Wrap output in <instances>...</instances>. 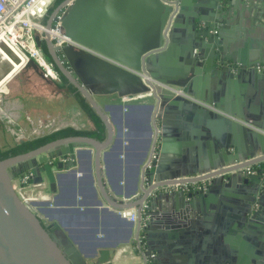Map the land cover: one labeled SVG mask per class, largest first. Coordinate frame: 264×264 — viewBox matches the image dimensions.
I'll list each match as a JSON object with an SVG mask.
<instances>
[{"label": "crops", "instance_id": "crops-1", "mask_svg": "<svg viewBox=\"0 0 264 264\" xmlns=\"http://www.w3.org/2000/svg\"><path fill=\"white\" fill-rule=\"evenodd\" d=\"M198 1L184 0V3L191 6ZM256 18L255 9L247 0H234L227 22L216 25L221 29L226 54L237 59L255 58L260 54L264 46V26ZM181 37L179 32L178 39ZM70 44L76 46L73 42ZM164 62L165 66L173 69L182 68L180 61L171 55ZM30 74L23 73L20 79L23 81ZM36 77L55 90L51 100L53 110L47 114L53 127L45 133L70 128L98 142L106 141L100 150L98 168L103 188L112 201L127 203L128 199H137V195L141 194V169L152 149L158 154V178L164 176L172 180L224 171L221 176L205 181L204 191L191 192L200 197L207 195L196 208L178 206L179 201L171 192L155 194L143 214V218L147 215L148 219L143 221L145 226L140 230L137 222L119 217V210L102 200L94 181L92 146L88 143L74 144L75 165L70 170L55 171L54 191L46 178L42 183H32L28 187V193L33 198V210L46 226L52 228L57 241L71 249L74 264H96L98 251L116 243L115 253L109 260L111 264H192L188 250L182 245L177 246L179 233L169 236V231H166L168 221L184 226L193 224L196 233L203 238L208 224L216 230L214 233L209 230L208 236L224 240L229 253L218 262L205 263L203 260L204 264H264V175L260 176L261 184L254 191L249 184L240 183L238 179L235 181L236 167L264 165V153L245 136L205 131V124L199 118L164 112L162 103L158 107L160 133L157 134L159 128L152 133L149 113L151 104L158 105L155 95L142 93L129 97L120 96L117 91L105 94L90 88L110 127L108 138L100 117L102 127L96 128L71 93ZM196 79L197 88L215 94L217 102L213 104L225 112L237 113L240 118L255 117L253 115L264 107V93L258 88L256 74L248 69L221 72L201 68ZM163 127L164 137L161 135ZM25 128L22 125L17 129L25 132ZM7 129L9 133H14L11 128ZM45 133L23 136L20 141ZM222 136L228 139L226 148L219 144ZM65 147L67 150L70 148L69 145ZM67 161H71L69 157L63 163ZM242 174L244 178L249 175ZM253 174L260 175L258 171ZM201 209L205 212L202 213ZM130 229L129 241L141 234L143 241L140 248L133 249L129 247L130 242L125 241ZM122 247L125 250L118 252Z\"/></svg>", "mask_w": 264, "mask_h": 264}, {"label": "water", "instance_id": "water-1", "mask_svg": "<svg viewBox=\"0 0 264 264\" xmlns=\"http://www.w3.org/2000/svg\"><path fill=\"white\" fill-rule=\"evenodd\" d=\"M233 2L234 0H199L186 6L184 0H64L53 12L48 27L55 28L59 21L61 31L76 46L67 42L56 46L55 40L48 35L43 40L36 35L35 41L38 46L44 42L60 72L104 122L108 138L110 127L101 108L93 99L90 88H96L98 93L117 91L120 96L130 97L149 92L148 79H154L180 87L186 94L213 109L155 86L152 95L157 98L158 105L151 104L149 113L152 133L155 128H159L158 107L162 103L164 112L195 116L205 124L204 130L208 132L211 130L221 135H243L264 153V107L261 112L253 115L255 117L240 118L237 113L231 114L219 109L213 104L217 102L215 94L201 90L195 84L196 75L201 68L204 71L221 72L248 69L256 74L258 88L264 93V46L255 58L237 59L225 53L221 29L216 28L217 24L227 22ZM247 2L253 5L256 19L264 26V0ZM70 3L72 5L67 7ZM179 32L182 37L178 39ZM3 49L6 51L8 47L0 41V50ZM170 55L180 61L182 68L176 70L169 65L165 66L164 61ZM2 56L3 53L0 52V59L5 63L6 59ZM22 66L32 68L41 78L47 80L33 59H28ZM2 76L0 73V79ZM164 129L163 127L161 131L162 137L165 134ZM158 132L160 133V128L157 134ZM219 142L222 148L228 147V139L224 136L219 138ZM77 143H88L94 149V181L102 200L108 206L120 210L141 204V194L137 195V199L134 197L125 203L112 201L105 192L98 162L100 150L106 141L98 142L82 135L67 136L28 152L0 159V264H74L71 249L66 245L62 246L54 233L51 234L46 229L35 211L21 201L12 181L20 170H28L33 184H40L46 178L54 191L57 174L55 171L74 167L75 155L72 147ZM66 145L70 146L68 150ZM67 157L71 161L63 163ZM17 164L20 169L10 168ZM241 166L235 169L238 170L235 181L238 179L240 183L247 186L249 184V188L254 191L261 184L262 174H249L244 178L239 170ZM157 171L159 159L152 162L147 172L149 180L157 181L152 188L165 185L166 181L160 180L168 179L164 176L158 178ZM223 173L224 171H217L215 174ZM141 182L142 169L140 184ZM170 194L179 201L178 206L192 209L207 196L200 197L180 190ZM201 212L205 211L201 209ZM118 216L127 220L120 214ZM166 227L169 236L179 233L177 246L182 245L188 250L192 264H201L203 260L205 263L218 262L229 253L224 240L208 236L209 230L213 231L211 233L216 232L209 224L206 226L207 233L204 238L196 233L193 224L184 226L176 221H168ZM131 234L132 229L126 242H130ZM211 241L213 245L210 246ZM116 244L100 249L96 264H111L109 260L115 253Z\"/></svg>", "mask_w": 264, "mask_h": 264}, {"label": "built area", "instance_id": "built-area-1", "mask_svg": "<svg viewBox=\"0 0 264 264\" xmlns=\"http://www.w3.org/2000/svg\"><path fill=\"white\" fill-rule=\"evenodd\" d=\"M53 1L54 0H0V41H2L8 48H12L13 45L23 54L25 57V62L28 59H33L35 63L40 68H42L46 77L55 79V73L52 71L50 64L45 60L41 51L36 47L34 40L35 35H38L41 38H44L45 35H48L50 39L55 40L56 46H60L65 42L72 43L61 31L59 21L55 24V28H49L48 26H45L43 22ZM73 44L76 45L75 43ZM33 49H36V51L33 52ZM0 52L2 51L0 50ZM24 63L22 65H24ZM22 67L23 66L19 67L18 70H20ZM148 82L149 83L147 86L149 87L150 91L147 92V94L149 95H152L154 87L158 86L170 90L175 96H181L204 107L213 109L204 102H201L186 94L180 87L162 83L154 79H148ZM3 83H5V81ZM157 156L158 154L156 153L155 149H152L148 158L143 164L140 190L141 196L143 197L140 198L141 204L139 206L119 210V214L122 217H125L130 221L137 222L140 230L143 226H145L143 221L148 219L147 215H145L143 218V214H145V211L149 208L151 197H153L156 193L174 192L178 190L184 191L185 193H191L195 191L201 192L206 189L205 181L222 175L215 174L217 172L216 171L209 174L206 173L207 175L202 174L194 177H175L172 180H160L162 182L166 181L165 185L152 188L153 185H156L157 181H155V179L149 180L147 172L151 167L152 162L157 159ZM239 170H241L242 173L244 172L247 174H253L258 171L257 169L249 167L248 165L241 166ZM201 177L203 179H200ZM29 178L30 175L26 173L21 178H19L18 184L14 185L19 198L27 205H29L31 199H33L31 195L28 194V190L25 188L28 184ZM197 178L200 179V181H196ZM142 241L141 234L139 233L132 239V241H130L129 247H132L133 249L140 248ZM124 250L125 247H122L118 250V252H122Z\"/></svg>", "mask_w": 264, "mask_h": 264}, {"label": "rangeland", "instance_id": "rangeland-1", "mask_svg": "<svg viewBox=\"0 0 264 264\" xmlns=\"http://www.w3.org/2000/svg\"><path fill=\"white\" fill-rule=\"evenodd\" d=\"M35 51L36 49H33V52ZM2 65H5L6 69L2 70L0 67V73L3 74L0 82L6 76V70L10 69L8 64ZM23 71L19 72L18 70L17 76L14 74L12 76H15L14 78L9 77L10 79L0 86V149L3 151L13 147L15 143L23 139V136L24 138L33 137L39 135V132L45 133L50 127H53L51 118L47 114L53 110L51 100L55 90L44 85L43 81L33 74H30L29 77L25 76L22 81L20 77L23 73H32L28 70ZM22 125L26 126L25 132H21L23 128L21 131L17 129ZM7 128H11V132L14 133H9ZM18 165H13L10 168L18 169ZM12 183L17 185L18 178H14ZM29 205L32 207V204Z\"/></svg>", "mask_w": 264, "mask_h": 264}, {"label": "trees", "instance_id": "trees-1", "mask_svg": "<svg viewBox=\"0 0 264 264\" xmlns=\"http://www.w3.org/2000/svg\"><path fill=\"white\" fill-rule=\"evenodd\" d=\"M61 1L62 0H54L48 9V12L51 11L56 5L61 3ZM47 57L50 59V56L48 54H47ZM62 78H64L63 80L65 81V77L62 76ZM58 87L66 89L69 93H71L75 97V99L77 100L79 105L83 108V110L88 114L90 119L93 121L96 128L102 127L101 120H100L99 116L97 115L95 110L91 107V105L85 100L83 95L76 89V87L74 85H72V84L66 85L65 82H63L61 84L59 83ZM82 134L83 133H80V132L75 131L73 129L66 128V129L53 131L51 133H48V134L30 139V140H23V141H20L19 143L15 144L13 147H11L7 150L3 151L0 149V159H5L8 157H12L15 155H19V154L28 152L30 150L38 148V147H40V146H42L48 142H51V141L59 139V138H63V137H67V136H77V135H82ZM254 168L258 170V173H261L264 175V165H260L259 167H254ZM26 172H28V171L20 170L18 173H16V178H19L20 176L24 175ZM45 227L51 234L53 233V230L51 227H49V226H45Z\"/></svg>", "mask_w": 264, "mask_h": 264}, {"label": "flooded vegetation", "instance_id": "flooded-vegetation-1", "mask_svg": "<svg viewBox=\"0 0 264 264\" xmlns=\"http://www.w3.org/2000/svg\"><path fill=\"white\" fill-rule=\"evenodd\" d=\"M64 0H62L61 1V3L63 2ZM61 3H59L58 5H56L51 11H49V12H47V14H46V18L43 20V22H44V24H45V26H48V22L51 20V17L53 16V12L55 11V9L61 4ZM65 13V12H64ZM63 13V14H64ZM36 36V35H35ZM35 36H34V40H35ZM39 39H41V40H43L44 38H41V37H39ZM35 45H36V47L41 51V53H42V55L44 56V58H45V60L50 64V66H51V68H52V71L55 73V75H56V78L55 79H52V78H50V77H47L46 79L47 80H45V81H47L48 83H51L52 85H54V86H56V87H58V84L60 83H63V82H65V84L66 85H68V84H72L70 81H68L67 79H66V77L60 72V70L58 69V67L56 66V64L54 63V61L51 59V57H50V59L47 57V54H48V51H47V47H46V45L44 44V42H42L41 43V45L40 46H38L37 45V43H36V41H35ZM46 49V50H45ZM47 53V54H46ZM49 55V54H48ZM50 56V55H49ZM40 68V67H39ZM23 70H28V71H31L32 72V74L34 75V76H38V77H40L32 68H25V67H22L19 71L20 72H22ZM40 70L43 72V70H42V68H40ZM44 73V72H43ZM31 74V75H32ZM30 75H28V77H29ZM62 76H64L65 77V81L63 80L64 78H62ZM32 78V77H31ZM73 85V84H72ZM59 88V87H58ZM59 89H62V90H64L65 92H67V93H69L66 89H64V88H59ZM70 94V93H69ZM53 132V131H52ZM49 133H51V132H49ZM45 134H48V133H45ZM28 171V170H27ZM27 174H29L30 175V178H29V180H28V184L26 185V190H28V187H29V185H31L32 184V182H31V173H30V171H28V172H26ZM25 173V174H26ZM23 176V175H22ZM22 176H20L19 178H21ZM14 178H16V176L14 177ZM19 178H18V180H19ZM28 194H30V193H28ZM32 201H33V199H31V201H30V203L29 204H32ZM31 207V206H30ZM32 209H33V206L31 207ZM34 211V210H33ZM43 223V222H42ZM44 224V223H43ZM45 225V224H44ZM46 226V225H45Z\"/></svg>", "mask_w": 264, "mask_h": 264}, {"label": "bare ground", "instance_id": "bare-ground-1", "mask_svg": "<svg viewBox=\"0 0 264 264\" xmlns=\"http://www.w3.org/2000/svg\"><path fill=\"white\" fill-rule=\"evenodd\" d=\"M2 53L6 59V62L4 63L0 59V67L2 68V70L6 69V66L2 65L3 66L2 67L1 64H8L10 66V69L6 70V76L1 80L0 86H2V84L4 85V83H3L4 81L6 82V80H9L14 74H16L14 72H17L18 68L21 67L22 64L25 62V57L23 56V54L19 50H17L13 45H12V48H8L6 51H4V49H3ZM11 63H12V65H10ZM13 66L15 67L14 69H13Z\"/></svg>", "mask_w": 264, "mask_h": 264}]
</instances>
